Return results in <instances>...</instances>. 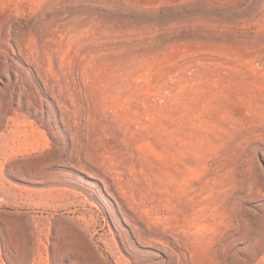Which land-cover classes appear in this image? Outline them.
Masks as SVG:
<instances>
[{
  "label": "rangeland",
  "instance_id": "1",
  "mask_svg": "<svg viewBox=\"0 0 264 264\" xmlns=\"http://www.w3.org/2000/svg\"><path fill=\"white\" fill-rule=\"evenodd\" d=\"M0 140V264H264V0H0Z\"/></svg>",
  "mask_w": 264,
  "mask_h": 264
},
{
  "label": "bare ground",
  "instance_id": "2",
  "mask_svg": "<svg viewBox=\"0 0 264 264\" xmlns=\"http://www.w3.org/2000/svg\"><path fill=\"white\" fill-rule=\"evenodd\" d=\"M11 113H12V114H17V110H16V109H12V110H11ZM19 125H20V124H19ZM19 125H18V126H19ZM1 135H3V134H1ZM0 141H1V140H0Z\"/></svg>",
  "mask_w": 264,
  "mask_h": 264
}]
</instances>
